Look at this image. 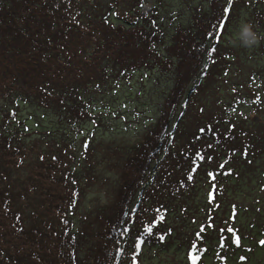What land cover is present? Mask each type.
Wrapping results in <instances>:
<instances>
[{"label": "trees", "instance_id": "1", "mask_svg": "<svg viewBox=\"0 0 264 264\" xmlns=\"http://www.w3.org/2000/svg\"><path fill=\"white\" fill-rule=\"evenodd\" d=\"M262 1L254 3L251 22L264 36ZM205 2L211 11L199 13L203 3L192 10L194 25L177 26L170 45L162 36L161 0H0V264H143L150 249L178 241L179 229L193 234L184 244L195 245L193 255L201 252L203 260L207 245L229 252V244L239 248L260 230L263 198L251 202L249 195L264 185V129L238 128L206 95L197 112L192 99L203 82L189 89L195 79L214 75L218 58L207 39L215 33L220 43L229 32L221 22L236 21L251 2ZM161 47L178 59L174 86L140 146L122 151L113 204L80 212L83 229L74 232L71 216L87 189L75 151L66 139H32L17 112L2 103L30 98L75 128L95 120L96 96H109L163 60ZM263 85L256 92L261 99ZM246 101L237 99L232 109L239 112ZM200 217L242 231L231 229L227 238L202 226L194 230Z\"/></svg>", "mask_w": 264, "mask_h": 264}, {"label": "rangeland", "instance_id": "2", "mask_svg": "<svg viewBox=\"0 0 264 264\" xmlns=\"http://www.w3.org/2000/svg\"><path fill=\"white\" fill-rule=\"evenodd\" d=\"M161 2L163 8L161 11L165 16L162 36H166L165 42L169 41L170 45L172 44L171 36L177 26L189 28L194 25L195 19L193 23L191 21L192 10L197 7L195 11L197 13L198 6L203 3L204 9L199 13L211 11L205 0H161ZM250 2L251 6H246L248 8L242 7L236 21L226 24L229 32L226 35L222 34L220 43H217L219 38L213 39L215 33H212L209 40L204 34V39H207L206 47L209 50L212 47L216 49L215 56L218 59L211 64L214 65L210 68L214 71V75L208 81L195 79L189 85V89L203 82L201 84L203 92L197 93L192 99L193 108L195 107L194 110H198L197 112L203 108L206 95V98H209L208 101L216 105L215 110L218 115L225 113L230 120H234L238 128L249 125L254 131L259 132L264 129V97L261 99L256 92H258V86L263 85L264 81V53L260 50L264 41L262 40L259 46L250 50L231 43L238 23L242 19L251 22L254 19L253 13L257 10V6L253 8L254 3H261L262 6L263 1L250 0ZM236 9L232 12L235 13ZM160 53L167 58H163L159 63L151 64L149 70L136 72L130 81L120 83L109 96H96L95 120L76 125L75 128L71 125L60 124L56 113L38 108L30 98L15 96L2 103L5 109L17 112V121L32 133V139L41 140L43 134L48 137L46 141L66 139L75 151L76 169L79 173L85 169L83 182L87 189L82 196L81 206L71 216L74 232L83 229L84 219L82 220L80 212L95 214L113 204L111 199L117 191L122 151L140 146L148 131L155 125L162 105L174 86L175 66L178 59L170 51L168 53L164 47H161ZM167 60L170 63H167ZM206 64L207 61L204 62L202 71ZM239 83L242 86L235 87L234 84ZM212 95L213 102L211 101ZM186 98L183 99L181 105L187 102ZM237 99L242 101L248 99L247 105L240 108L239 112L232 109L240 104ZM233 111L235 112L231 113ZM252 121H258L259 124L252 125ZM187 124L188 122L185 123L186 126ZM87 170L91 176L86 175ZM261 186L264 185L256 186V190L250 192L249 200L252 202L253 198H263L261 207L264 208V190ZM260 217V230H252L256 235L243 242V245L240 243L239 248H233L229 244V252H223V248H219L217 244L207 245L209 249L205 252L210 255L203 256L202 260L201 252H196L199 255L192 253L195 245L190 249L187 243L184 244L186 239H192L193 234L191 232L186 234L179 229L181 235H178V241L163 250L150 249L146 254V259H143V264H264V244L261 243L264 241L263 209H260L259 219ZM200 221L193 223V229L199 228L200 230L202 226L207 230L210 229L211 233L214 232L215 236L219 232H224L227 237L229 229H233L231 226H227L226 230L224 227H215L211 223L212 220L207 221L202 217ZM240 230L242 231V227L233 229L234 232ZM242 233L247 234L245 231ZM184 238L185 240H182Z\"/></svg>", "mask_w": 264, "mask_h": 264}, {"label": "clouds", "instance_id": "3", "mask_svg": "<svg viewBox=\"0 0 264 264\" xmlns=\"http://www.w3.org/2000/svg\"><path fill=\"white\" fill-rule=\"evenodd\" d=\"M262 40H264V36H261L255 30L253 23L247 19H242L234 30L231 43L234 46H239L250 50L259 46Z\"/></svg>", "mask_w": 264, "mask_h": 264}, {"label": "snow or ice", "instance_id": "4", "mask_svg": "<svg viewBox=\"0 0 264 264\" xmlns=\"http://www.w3.org/2000/svg\"><path fill=\"white\" fill-rule=\"evenodd\" d=\"M228 11V9H225V12H227ZM219 28H224V29H226V24L222 21L221 22V24L218 26ZM213 51H216V49L215 48H213ZM201 131H203V129H201ZM193 171H195V169H193ZM189 179H192V177L191 176H189ZM149 231H151V229H149ZM229 231H232L231 229H229ZM234 242L237 244V245H239V243H240V237H235V240H234ZM261 243L262 244H264V241H261Z\"/></svg>", "mask_w": 264, "mask_h": 264}]
</instances>
